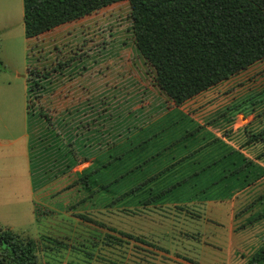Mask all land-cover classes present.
<instances>
[{"label": "rangeland", "instance_id": "obj_1", "mask_svg": "<svg viewBox=\"0 0 264 264\" xmlns=\"http://www.w3.org/2000/svg\"><path fill=\"white\" fill-rule=\"evenodd\" d=\"M131 26V6L124 0L33 41L39 48L43 42L44 52L32 56L31 62L40 58L45 65L81 55L80 61L73 63L78 70L73 68L63 80L57 77L64 81L67 94L54 97V111L85 97L82 90L69 89L71 80L83 79L80 74L97 78L103 90H111L103 83L115 82L116 76L126 83V93L114 106L93 111L115 118L120 110L122 127L115 129L103 119L101 139L93 141L88 160L39 185L41 175L51 172H39L31 182L28 162L21 153L28 127L30 61L24 0H0V228L33 237L38 245V264H245L244 257L247 261L264 237V217L258 216L264 211V156L260 157L264 141L250 140L251 134L264 130V59L184 103L167 102L123 77L129 76L131 67ZM110 69L112 75H104ZM171 106L188 113L211 135L222 138L253 162L251 172L249 167L244 169V174L249 173L244 184L230 189L231 184L224 186L219 195L191 200L184 209H180V201L139 210L133 205L111 204L114 197L103 192L89 196L78 182L77 172L108 152L95 155V151L108 149L113 144L111 137H117L121 144ZM93 112L90 117L95 116ZM232 112L233 120L227 121ZM43 166L49 168V160L43 161ZM58 168L63 167L56 165L52 171Z\"/></svg>", "mask_w": 264, "mask_h": 264}, {"label": "trees", "instance_id": "obj_2", "mask_svg": "<svg viewBox=\"0 0 264 264\" xmlns=\"http://www.w3.org/2000/svg\"><path fill=\"white\" fill-rule=\"evenodd\" d=\"M121 1L124 0H24L30 51L27 113L32 177L39 176V172L46 175L51 172L47 175L49 178L41 175L43 180L39 185L88 160L93 141L102 133L103 119L115 129L122 127L120 110L115 118L93 111L100 106H114L126 93L123 92L126 83L116 76L115 82L103 83L111 90H103L97 78L96 81L89 74H80L83 79L75 83L71 80L69 89L71 92L82 90L85 97L71 100L67 108L54 111V97L67 94L64 81H58L57 77L63 80L73 68L78 70L73 63L80 61L81 55L72 54L68 59L45 65L40 58L31 62L32 56L44 52L43 42L39 48V43L33 41ZM128 1L132 56L129 76L123 77L138 83V87H145L147 93H157L167 102L184 103L264 59V0ZM110 74L111 69L104 73ZM116 105L119 109V101ZM91 112L95 116L90 117ZM234 116L235 113L226 120L231 121ZM117 139L111 137L113 144L105 151L92 148V153L97 152L95 155L108 152L101 154L95 164L77 172L78 182L89 196L103 192L114 197L111 204L133 205L140 210L167 201H180L179 207L184 209L191 200L219 195L224 186L231 184L229 189L242 186L244 177L249 175L244 174V169L249 167V172L252 171L253 162L239 150L211 135L204 124L177 108L169 109L121 144ZM250 140L264 141V130L251 134ZM47 160L51 166L44 168L43 161ZM56 165L63 168L52 171ZM258 216L264 217V211ZM0 236L3 240L0 264H38V245L33 237L19 236L10 228H0ZM245 264H264V237Z\"/></svg>", "mask_w": 264, "mask_h": 264}, {"label": "crops", "instance_id": "obj_3", "mask_svg": "<svg viewBox=\"0 0 264 264\" xmlns=\"http://www.w3.org/2000/svg\"><path fill=\"white\" fill-rule=\"evenodd\" d=\"M27 126H28V124H27ZM26 135L27 136H25V142H24V148H23V150H22V154H23V152H24V157L26 158V160H27V162H28V165H29V175H30V178H31V182H32V180H33V177H32V170H31V151H30V134H29V131H28V127H27V133H26ZM10 145H13L12 147H14L15 146V144L13 143V142H11V143H9ZM22 158H23V156H22ZM81 163V162H80ZM87 167H89V166H87ZM86 167V168H87ZM86 168H84V169H86ZM83 169V170H84ZM83 170H81V171H83ZM32 188H33V190H35L34 188L35 187H33V184H32ZM34 192V191H33ZM216 261H217V259H216ZM209 262H211L212 264H215V262H212V261H209ZM246 261H245V257H244V263H245Z\"/></svg>", "mask_w": 264, "mask_h": 264}, {"label": "water", "instance_id": "obj_4", "mask_svg": "<svg viewBox=\"0 0 264 264\" xmlns=\"http://www.w3.org/2000/svg\"><path fill=\"white\" fill-rule=\"evenodd\" d=\"M3 243V240H2V237L0 236V244H2Z\"/></svg>", "mask_w": 264, "mask_h": 264}]
</instances>
